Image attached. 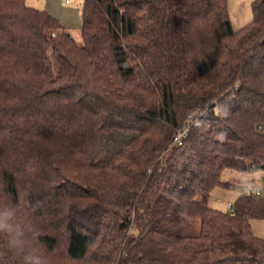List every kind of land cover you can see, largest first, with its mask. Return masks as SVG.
I'll return each instance as SVG.
<instances>
[{
  "label": "trees",
  "instance_id": "16d2710c",
  "mask_svg": "<svg viewBox=\"0 0 264 264\" xmlns=\"http://www.w3.org/2000/svg\"><path fill=\"white\" fill-rule=\"evenodd\" d=\"M250 8L234 29L227 0H82L79 43L0 0V205L51 264H264V196L208 203L236 186L224 170L264 169V0ZM0 264L19 253L0 244Z\"/></svg>",
  "mask_w": 264,
  "mask_h": 264
},
{
  "label": "crops",
  "instance_id": "0c3cea01",
  "mask_svg": "<svg viewBox=\"0 0 264 264\" xmlns=\"http://www.w3.org/2000/svg\"><path fill=\"white\" fill-rule=\"evenodd\" d=\"M35 2L37 3V5L35 4ZM251 2L252 0H227V9L232 27L234 29H238L242 27L251 20L252 18V12L250 8ZM68 5L74 6L73 4L65 2L64 0H42L40 5L38 1L35 0L34 1L31 0V3H29V6L35 8L37 7L38 9H45L50 14L55 16L61 22V24L69 30V32L70 29H72L73 27L72 25H74L79 30L80 20H79L78 12L75 10V8ZM230 176L235 178L234 182L235 180L237 182H242L241 184L240 183L233 184L236 186L237 185L242 186L245 184H252V183H254L255 185H262L264 180V174L260 169L251 170L246 174L232 173ZM229 189H233V186L230 187ZM237 190H234V192H237L238 195L240 193ZM234 199L235 198L233 197V200ZM233 200H230L228 202H232ZM215 205H216L215 207L220 206L218 205V203H216ZM225 210H226V206H225ZM250 225L252 232L256 236L264 238V219H252L250 221Z\"/></svg>",
  "mask_w": 264,
  "mask_h": 264
},
{
  "label": "clouds",
  "instance_id": "9594fccd",
  "mask_svg": "<svg viewBox=\"0 0 264 264\" xmlns=\"http://www.w3.org/2000/svg\"><path fill=\"white\" fill-rule=\"evenodd\" d=\"M3 193V192H0ZM7 202L0 205V244L8 253H19L20 264H51L47 249H38L31 241H40L41 233L38 229L29 230L26 222L20 219L17 203L8 196ZM37 206L29 203L25 211L32 212Z\"/></svg>",
  "mask_w": 264,
  "mask_h": 264
},
{
  "label": "rangeland",
  "instance_id": "374dc122",
  "mask_svg": "<svg viewBox=\"0 0 264 264\" xmlns=\"http://www.w3.org/2000/svg\"><path fill=\"white\" fill-rule=\"evenodd\" d=\"M35 1H38L39 5H40L42 0H35ZM25 2L29 5V3H31V0H26ZM81 2H82V0H68V3L73 4L75 7L71 6V5H68V6L75 8V10L78 12V15H79V7H80ZM35 4L37 5L36 2H35ZM72 26L73 27H72V29H70V33L77 40V42L81 43V37H80L79 30L74 25H72ZM232 172L236 173L235 171H232L230 169L224 170L221 174V179L222 180H229ZM235 183H237V181H235L234 184ZM239 186L240 185L233 186V189L221 188V187L215 188L212 191L211 196L209 198V202H208L209 206L217 208V209L222 210V211H225L226 203L230 200H233V197L235 198L237 196V192H234V190H237L239 188ZM216 203H218V205H220V206L215 207ZM223 208H224V210H223ZM197 231H198L197 223L194 224V226L193 225L190 226L189 233L195 234Z\"/></svg>",
  "mask_w": 264,
  "mask_h": 264
},
{
  "label": "built area",
  "instance_id": "2783aa9c",
  "mask_svg": "<svg viewBox=\"0 0 264 264\" xmlns=\"http://www.w3.org/2000/svg\"><path fill=\"white\" fill-rule=\"evenodd\" d=\"M65 2H68V0H64ZM186 135V130L184 129L183 131H179L174 137H173V143L176 144H181L182 139ZM262 172L264 174V169H262ZM238 191L240 193H252L257 196H264V180L263 184L257 187H240L238 188ZM226 208L231 210L232 209V202H227L226 203Z\"/></svg>",
  "mask_w": 264,
  "mask_h": 264
}]
</instances>
